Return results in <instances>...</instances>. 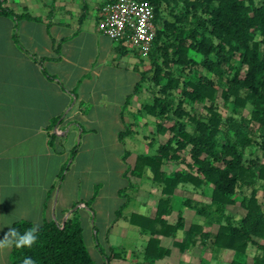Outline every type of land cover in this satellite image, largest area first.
Instances as JSON below:
<instances>
[{
    "label": "crops",
    "instance_id": "0c3cea01",
    "mask_svg": "<svg viewBox=\"0 0 264 264\" xmlns=\"http://www.w3.org/2000/svg\"><path fill=\"white\" fill-rule=\"evenodd\" d=\"M111 1L0 0V239L19 220L39 227L52 220L63 224L76 209L87 245L86 229L94 230L100 216L105 253L112 255V248L119 253L107 260L90 233L100 252L95 258L88 245L97 263L148 264L150 231L131 219L134 213L156 212H148L147 200L124 198L120 191L134 187L124 175L138 152L131 145L139 131L133 127L150 121L142 108L148 102L144 74L150 66L139 49L100 31L102 9ZM4 7L16 14L3 13ZM126 130L130 133L122 141ZM118 148L124 149L117 172L125 183L114 198L122 202L113 219L104 214L106 182L93 183L87 198L62 200L60 174L74 152L68 172L84 151L92 154L79 169L81 178L92 172L93 158L117 156ZM159 238L172 251L155 264H180L181 253L184 264H192L191 252L174 245L173 237ZM12 249H0V264H11Z\"/></svg>",
    "mask_w": 264,
    "mask_h": 264
},
{
    "label": "trees",
    "instance_id": "16d2710c",
    "mask_svg": "<svg viewBox=\"0 0 264 264\" xmlns=\"http://www.w3.org/2000/svg\"><path fill=\"white\" fill-rule=\"evenodd\" d=\"M150 1L155 6L157 35L149 56L155 58L164 50L170 61L153 60V77L150 69L144 74L149 86L151 80L157 81L153 101L142 106L155 118L149 121L155 130L145 138L152 146L158 134H169L155 153H138L124 174L131 186L133 174L144 177L149 173L161 190L154 216L134 213L131 219L150 231L146 261L155 264L171 254L172 248L161 245L159 238L166 235L173 237L174 245L182 251L197 236L213 237L220 250L233 251L230 264H264V163L247 157L248 147L258 144V135L264 148V0ZM2 12L16 14L8 7ZM197 53L202 58H197ZM220 89L221 96L233 104L231 110L219 109ZM187 101L202 103L208 113L187 109ZM168 120L173 125L169 126ZM128 133L122 132L120 139ZM130 153L126 151L125 160ZM70 166L64 167L61 180ZM182 184L208 190L213 204L240 202L244 214L237 221L223 213L225 221H220L215 232L201 222L188 225L181 212L175 223L169 222L166 215L174 210L173 197ZM184 203L192 206L190 198H184ZM207 210L205 206L197 208L208 217ZM71 213L63 224L52 220L40 226L31 248L13 246L11 264H22L25 257L36 264H99L88 248L79 210ZM32 226L29 220H19L12 228L23 234ZM180 230L185 232L181 240L177 239ZM98 246L101 248L100 243ZM101 250L107 260L119 257L115 248L112 255Z\"/></svg>",
    "mask_w": 264,
    "mask_h": 264
},
{
    "label": "rangeland",
    "instance_id": "374dc122",
    "mask_svg": "<svg viewBox=\"0 0 264 264\" xmlns=\"http://www.w3.org/2000/svg\"><path fill=\"white\" fill-rule=\"evenodd\" d=\"M172 6H175L174 3H172ZM166 4L164 3V11L168 12L169 9L165 8ZM162 20V19H161ZM162 50L158 56L153 58V56H147L149 61V69H150V77H153L154 75V69L152 68V62L153 60H156L157 62H164L166 58H169L168 54H165ZM172 51L170 50L169 53ZM150 54V53H149ZM193 54V52H192ZM197 58H202L201 54H196ZM170 61V58L168 59ZM168 61V62H169ZM167 63V62H166ZM164 82V80H163ZM150 85L148 87V94H144L143 98L148 99L149 101H153L154 99V86H157V81L151 80ZM221 89L219 90L218 94V106L219 109L222 111H226L227 109L232 108L233 104L230 102V100H225L221 96ZM155 93V92H154ZM209 104V103H208ZM185 106L187 109L191 110L193 107L194 110H196L199 113L207 114L208 109L202 104V103H194L191 101H187L185 103ZM155 118L153 116H149V120L152 121ZM167 124L169 126L173 125V122L168 120ZM139 130L136 133H133V139L131 141L132 148L135 149V151H144V152H151L155 153L160 146L162 141H165L168 137L167 133L166 135L158 134L157 140H154L152 143V146L148 144V139L145 138V135L147 134H153L152 131L155 130V126L153 124L148 126H134L133 131ZM258 135V134H257ZM256 141L258 144L254 146H249L247 149V157L261 160L262 163H264V148L261 146L262 144V138L259 137V135L256 138ZM123 150L117 149L116 154L117 156H114L113 154L108 157H99V158H93V163L90 165L92 167V172L88 171L85 172L81 178L79 174V169L86 167L92 160L90 154L86 151H84L83 155L76 159V163L71 167L70 171L65 170V176L61 180H59V184L62 186V200L66 198V201L74 200L78 201L80 199L87 198L90 194H88V190L92 189L93 191V183H97L98 181L105 183L107 193L109 197H106L104 199V207L105 211L104 214L108 218L113 219L115 209L119 207V204L122 202V199H117V201H114V198L117 196V192L120 186H122L125 181L122 179V175L119 174V170L122 167V156L119 155L123 154ZM112 153H114L112 151ZM137 153L134 152L132 156H130L129 161L131 163H135L137 159ZM82 154V153H81ZM92 155V154H91ZM72 157L69 158V161L67 164H70L72 161ZM107 162L105 163V161ZM149 174V173H148ZM145 175L144 177H137L134 176V174L131 176V179L133 180L134 187H130L127 189V191L123 193L122 197H127L129 195H133L134 198H138L141 201L147 200L149 213L154 214L156 210H154L159 202V199L161 197V190L158 184H156L149 176ZM124 182V183H123ZM249 192V190H248ZM90 193V192H89ZM128 194V195H127ZM263 193H261L262 195ZM121 196V195H120ZM184 198H190L192 206H189L184 203ZM240 200V197H239ZM262 201L264 202V198H262ZM173 205L174 210L166 215V218L169 219V222L175 223L178 220L179 212H181L185 217L188 218L187 224H191L192 221L196 222H202L205 225V229L215 232L220 224V221L224 222L225 217L223 213L227 215L235 216V219L239 221V219L244 214V209L240 205V202H238L236 205H220L216 203H212L210 195L208 190L197 188L190 184H182L180 185L177 190L176 194L173 197ZM205 206L209 212V216H205L204 214H200L197 212V208H201ZM100 216L98 217V221ZM97 221V222H98ZM95 223V229L92 230L91 227L86 229V237L88 241L89 248L91 250L92 255L99 259L100 252L96 249V247L93 246L92 240L90 239V233L93 235V240L96 243H100L101 248L104 249V240L102 237L101 230L99 228V224ZM94 224V223H93ZM92 230V231H91ZM99 231L97 234L96 231ZM177 237L185 238V232L184 230L178 231ZM213 238V237H212ZM212 238H201L196 237V241L193 242L190 247L187 249V251H190L188 255V261L190 262H201L206 261L210 264H230L231 259L233 257V251L232 250H220L218 247L215 246V244L212 241ZM180 255V264H184L185 260L183 261V258H186L183 253Z\"/></svg>",
    "mask_w": 264,
    "mask_h": 264
},
{
    "label": "built area",
    "instance_id": "2783aa9c",
    "mask_svg": "<svg viewBox=\"0 0 264 264\" xmlns=\"http://www.w3.org/2000/svg\"><path fill=\"white\" fill-rule=\"evenodd\" d=\"M99 29L113 39H125L147 57L157 35L155 6L150 0L107 3L102 9Z\"/></svg>",
    "mask_w": 264,
    "mask_h": 264
},
{
    "label": "clouds",
    "instance_id": "9594fccd",
    "mask_svg": "<svg viewBox=\"0 0 264 264\" xmlns=\"http://www.w3.org/2000/svg\"><path fill=\"white\" fill-rule=\"evenodd\" d=\"M38 233V225L30 227L23 234L14 228H9L3 238L0 239V249L10 248L12 246L18 249L24 247L31 248L38 240ZM22 264H36V262L31 257H25Z\"/></svg>",
    "mask_w": 264,
    "mask_h": 264
},
{
    "label": "water",
    "instance_id": "95a60500",
    "mask_svg": "<svg viewBox=\"0 0 264 264\" xmlns=\"http://www.w3.org/2000/svg\"><path fill=\"white\" fill-rule=\"evenodd\" d=\"M65 223V222H64Z\"/></svg>",
    "mask_w": 264,
    "mask_h": 264
}]
</instances>
